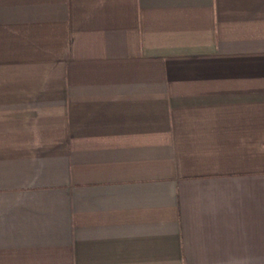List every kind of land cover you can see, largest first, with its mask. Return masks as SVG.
<instances>
[{
	"label": "crops",
	"instance_id": "crops-1",
	"mask_svg": "<svg viewBox=\"0 0 264 264\" xmlns=\"http://www.w3.org/2000/svg\"><path fill=\"white\" fill-rule=\"evenodd\" d=\"M0 264H264V0H0Z\"/></svg>",
	"mask_w": 264,
	"mask_h": 264
}]
</instances>
